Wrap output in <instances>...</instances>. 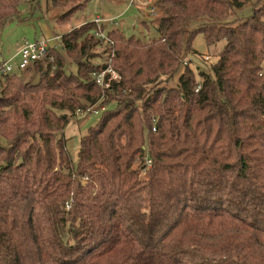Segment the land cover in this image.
I'll list each match as a JSON object with an SVG mask.
<instances>
[{"label":"trees","instance_id":"obj_1","mask_svg":"<svg viewBox=\"0 0 264 264\" xmlns=\"http://www.w3.org/2000/svg\"><path fill=\"white\" fill-rule=\"evenodd\" d=\"M51 1L65 22L91 2ZM158 4L149 41L102 24V44L92 20L33 63L37 83L0 76V264H264V0ZM198 36L226 42L207 68ZM86 105L104 112L74 163L58 134Z\"/></svg>","mask_w":264,"mask_h":264},{"label":"rangeland","instance_id":"obj_2","mask_svg":"<svg viewBox=\"0 0 264 264\" xmlns=\"http://www.w3.org/2000/svg\"><path fill=\"white\" fill-rule=\"evenodd\" d=\"M150 1L154 4L151 5ZM21 2L18 14L11 19L0 20V63L14 56L25 43L44 41L48 42L49 45L59 46L63 34L83 23L95 21L97 18L101 19L102 24L107 25V31L108 28H118L127 36L140 37L146 42L155 36L157 24L165 15L163 11L165 8H159L158 0H135V3L134 0H91L85 9L77 11L69 21L65 22L61 19L62 15L72 5L57 8L54 7L51 0H22ZM151 8H156L154 15L149 14ZM252 12L251 6L248 5L245 8L235 10L226 21L229 22L239 16H248ZM204 22H208V19L190 20L188 21V27L194 29ZM194 43L195 50L199 53V60L197 61L202 68H207L211 63L217 62L219 53L226 45L225 41H221L217 45H209L203 36H198ZM63 56L67 73L76 74L78 65L73 62L67 53H64ZM205 56L210 60L205 61L203 59ZM105 59L106 57L103 56L94 59L93 62L103 63ZM21 73L24 80L34 78V83L39 81L38 72L34 67ZM178 76L175 78L176 81H178ZM172 84L175 85V82L173 81ZM115 105L116 103H112L104 109L108 110ZM104 109L99 110L98 113L84 112L79 115L76 113L70 117L65 131L58 134V137L67 139L68 154L74 163L79 160L78 153L81 140L91 128L98 125Z\"/></svg>","mask_w":264,"mask_h":264},{"label":"built area","instance_id":"obj_3","mask_svg":"<svg viewBox=\"0 0 264 264\" xmlns=\"http://www.w3.org/2000/svg\"><path fill=\"white\" fill-rule=\"evenodd\" d=\"M151 2V1H150ZM135 3V0H134ZM152 3V2H151ZM147 5V4H146ZM156 8L149 9V14L154 15ZM97 24V30L95 32V36L100 38L102 44H106L110 42L113 45V41L109 39L107 36V31L101 28L102 23L100 18L95 20ZM49 43L44 41H37V42H30L25 43L21 48L20 51L15 55V57L5 60L2 65H0V75L3 74H12L16 70L23 72L33 65L35 61L40 60L42 58H46L49 56ZM114 56V53H112ZM50 60L53 61V57H50ZM108 76V77H107ZM94 78L96 79L97 83L105 89H109L110 85L113 81L120 82L122 77L118 75V73L113 70L111 66L108 69L100 72L94 73ZM108 78V79H107ZM88 113V112H96L98 113L99 110L93 109V106H85L82 109H79L77 114L80 113ZM156 130V129H154ZM151 160L147 161V164L150 165Z\"/></svg>","mask_w":264,"mask_h":264},{"label":"crops","instance_id":"obj_4","mask_svg":"<svg viewBox=\"0 0 264 264\" xmlns=\"http://www.w3.org/2000/svg\"><path fill=\"white\" fill-rule=\"evenodd\" d=\"M20 49V48H19ZM20 50H18L17 52H16V54L19 52ZM15 54V55H16ZM15 55L14 56H12L11 58H13V57H15ZM11 58H9V59H11ZM9 59H6V60H9ZM5 61V60H4Z\"/></svg>","mask_w":264,"mask_h":264}]
</instances>
